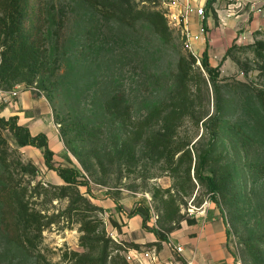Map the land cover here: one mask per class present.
Returning a JSON list of instances; mask_svg holds the SVG:
<instances>
[{"label": "rangeland", "instance_id": "1", "mask_svg": "<svg viewBox=\"0 0 264 264\" xmlns=\"http://www.w3.org/2000/svg\"><path fill=\"white\" fill-rule=\"evenodd\" d=\"M44 1L46 19L42 33L47 67L33 83L20 82L16 96L4 92L17 84L11 88L0 86V117L17 115L19 123L30 128L32 135L44 134L52 151L51 164L54 168L78 169L77 180L83 184L78 189L92 203L95 204V197L104 195L115 200L118 215L114 211L94 214L103 219L105 237L120 246L119 252L124 254L126 247L137 245L132 231L127 236L122 232L124 218L133 210L144 213L146 208L149 212L152 208L158 218L160 203L153 191L171 186L173 179L162 161L154 162L145 155L142 143L137 146L131 167L107 159L104 153L118 143L123 130L114 116L104 111L103 100L113 92H121L132 116L142 119L173 88L178 58L189 52L174 34L163 40L146 20L128 28L100 17L78 0ZM252 3L261 8V13L252 9ZM143 5L151 7L139 2V6ZM206 11L210 18L205 50L209 65L217 67V83L213 87L207 81L200 86V99L196 96L195 103L204 117L198 125L194 119L186 118L178 136L193 152L211 148V155H224L234 175L240 212L232 223L227 209L217 206L211 193L193 181V194L179 196L183 219L172 230L181 232L194 224L197 213H190L188 208L208 200L218 209L225 247L234 264L237 260L246 264L245 242H261L264 252V108L257 98L264 95V55L258 57L252 51L253 42L264 41V0L231 7L220 0L211 12L208 7ZM201 60L202 55L200 65H195L203 72ZM23 94L25 102L20 100ZM75 119L98 128L103 164L91 160L90 169L82 168L81 156L74 152L80 151L79 142L72 139L75 130L71 123ZM157 128L158 123H154L149 129ZM0 133L7 144L3 147L8 162V167L0 164V188L13 180L26 186L30 205L40 210L48 222L35 247L28 248L13 233L10 219L0 206V264H38L37 255L52 263L69 264L62 254L71 250L98 256L99 248L88 251L80 246L77 217L63 213L69 199L57 197L59 189L51 187L64 181L56 170L47 168L42 151L29 145L18 146L7 129H0ZM18 160L33 164L35 172H21L16 166ZM37 184L46 191L35 194L33 187ZM146 226L157 228L167 238L157 219L151 223L150 218ZM140 229L149 231L142 226V218ZM111 232L118 241L110 236Z\"/></svg>", "mask_w": 264, "mask_h": 264}, {"label": "trees", "instance_id": "2", "mask_svg": "<svg viewBox=\"0 0 264 264\" xmlns=\"http://www.w3.org/2000/svg\"><path fill=\"white\" fill-rule=\"evenodd\" d=\"M78 1L100 17L115 21L123 27L134 28L140 20H146L163 40L167 41L173 34L160 11L144 5L139 6V1ZM45 9L44 0H39L35 5L32 0H0V86L11 88L16 84L19 85L20 82L33 83L47 67L48 60L43 48L42 33L46 19ZM228 51L229 49L226 54ZM252 51L258 57L263 56L264 41L253 42ZM195 62V58L189 53L179 56L173 88L164 99L153 105L142 119H135L132 116L131 107L125 102L121 92H113L103 100L104 111L113 115L123 130L118 143L112 150L104 153L107 159L111 163L117 161L131 167L136 159L137 146L142 143L145 155L154 162L162 161L173 179L171 186L156 187L153 191V196L157 197L160 203L158 226L166 233L173 231L174 225L179 224L183 219L180 214L182 202L179 196H191L195 183L211 193L217 206H224L227 209L226 215L232 223L237 221L240 212L234 175L229 164L224 161V155L222 153L211 155V148L205 152L197 150L193 152L178 136L179 127L186 118L194 119V123L198 125L204 117L197 110L195 103L197 97L200 99V86H205L207 81L213 87L217 83V67L212 68L209 65L205 49L201 60L205 74ZM262 69L264 71V66ZM257 98L264 108V95H259ZM57 119L62 120L58 117ZM154 123H158V128L150 130ZM71 124H73L71 129L75 130L72 139L77 140L80 145V151L74 150V152L81 156L82 168L90 169L91 160L103 164L97 135L98 128L89 126L79 119H75ZM0 129H7L18 146L29 145L42 151L47 168L56 170L64 181V184L51 185V187L59 189L57 197L69 199V204L63 213L77 217L81 232L80 246L88 251L99 248V255L96 257L71 250L64 252L62 259L68 260L69 264H129L124 254L119 252L120 246L105 237L103 219L94 214V211L103 212V208L80 193L78 186L83 185L77 180L80 171L69 166L54 168L50 162L52 151L48 147L46 136L42 133L32 135L27 126L19 123L17 115L0 117ZM6 145L5 138L0 133V164L4 167H8L3 147ZM16 164L24 174L34 173L36 170L31 163L24 164L18 160ZM33 190L35 194L46 191L39 184L35 185ZM27 192L26 186L13 180L0 188V206L3 213L6 211L4 214L10 219L12 231L19 241L28 248H34L48 222L44 221V215L40 210L30 205ZM135 214L141 216L142 226L153 232L158 239H167L157 228L146 226L150 219L149 208H146L144 213L133 210L129 217ZM262 242L264 243V239ZM244 244L243 254L246 264H264L261 242L247 241ZM37 261L38 264H56L45 260L41 255H37Z\"/></svg>", "mask_w": 264, "mask_h": 264}, {"label": "built area", "instance_id": "3", "mask_svg": "<svg viewBox=\"0 0 264 264\" xmlns=\"http://www.w3.org/2000/svg\"><path fill=\"white\" fill-rule=\"evenodd\" d=\"M142 4L149 3L152 9L160 11L166 19L168 27L173 31V34L179 39L184 50L195 58V61L200 65V57L205 49V44L209 36L208 25L209 18L206 9L211 12V7L216 5L220 0H136ZM228 3V6H239L242 2H253L255 0H223ZM252 9L257 13H261V8L252 3ZM220 15V14H219ZM231 15L230 13L226 14ZM224 16L223 18H227ZM19 92V85H16L12 90L4 92L7 96H16ZM0 93L2 91L0 90ZM209 204L208 200H204L198 207L191 206L188 208L190 213L201 214L203 208ZM150 218L155 223L156 216L152 208H150ZM156 225V224H155ZM167 235V234H166ZM110 236L118 241L114 233ZM167 248L176 254L175 264H192L193 256L185 257L183 255L184 247L168 238L165 240ZM124 256L127 262H135V264H160L158 253L152 249H137L134 247H126ZM148 262V263H145ZM130 264V263H129ZM172 264V263H171ZM235 264H241L240 260L235 261Z\"/></svg>", "mask_w": 264, "mask_h": 264}, {"label": "crops", "instance_id": "4", "mask_svg": "<svg viewBox=\"0 0 264 264\" xmlns=\"http://www.w3.org/2000/svg\"><path fill=\"white\" fill-rule=\"evenodd\" d=\"M20 97V100L25 102V95ZM95 201V204L103 208L105 214H110L113 211L116 213L114 199L104 195L95 197ZM218 215V209L213 204H208L203 208L201 214H197L194 224L186 229L182 228L181 232L173 230L167 233L168 238L184 247L183 255L185 257L193 256L192 264H234V259L225 247L224 229L221 227V219ZM119 218L118 216V220H120ZM123 222L122 232L127 236L132 231L133 241L138 245L134 248L139 250L154 248L158 253L160 264H175L177 256L167 248L165 240L158 239L151 231L140 229V215L135 214L124 218ZM151 223H153L152 220ZM145 263L148 262L145 261Z\"/></svg>", "mask_w": 264, "mask_h": 264}]
</instances>
